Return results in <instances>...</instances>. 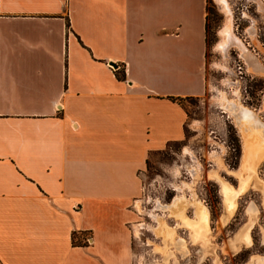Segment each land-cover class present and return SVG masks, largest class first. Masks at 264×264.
Returning <instances> with one entry per match:
<instances>
[{"label":"crops","instance_id":"0c3cea01","mask_svg":"<svg viewBox=\"0 0 264 264\" xmlns=\"http://www.w3.org/2000/svg\"><path fill=\"white\" fill-rule=\"evenodd\" d=\"M206 7L0 0V264H131L149 155L206 90Z\"/></svg>","mask_w":264,"mask_h":264},{"label":"rangeland","instance_id":"374dc122","mask_svg":"<svg viewBox=\"0 0 264 264\" xmlns=\"http://www.w3.org/2000/svg\"><path fill=\"white\" fill-rule=\"evenodd\" d=\"M226 1L231 9L232 31L264 66V0ZM207 7L206 90L201 97L181 102L188 116L185 139L170 144L164 151L149 155L147 168L142 175L143 189L137 199L140 208L136 207V201L135 220L131 225V264H247L253 255L264 256V159L257 167V176L263 183L250 186L243 192L237 200L234 214L222 223L226 205L221 185L238 188V178L232 170H238L240 166L243 142L234 120L213 100L220 90L230 98L235 97L237 90L244 105L259 109L264 100V76L249 69L238 46L232 45L226 52L217 48L227 14L217 0H207ZM259 116L264 121V109ZM185 148L191 149L201 164L200 176L188 170L189 164L195 163V160L184 155ZM177 168L179 171L176 173ZM215 168L223 179L222 183L210 177V172ZM183 193L187 198L195 196L209 210L210 229L206 242L202 239L193 241L188 227L177 226L175 217L156 207L158 201L171 203L177 194ZM252 204L255 211H249ZM195 211L193 205L185 208L189 218L195 216ZM255 212L258 217L252 216ZM151 213L165 218L169 226L175 227L176 236L185 240L181 251L174 248L173 255L166 260L164 251L157 249L164 242L151 228L157 226ZM250 217L254 218L249 230L251 243L233 249L231 239ZM136 228L140 236L136 235Z\"/></svg>","mask_w":264,"mask_h":264},{"label":"bare ground","instance_id":"6f19581e","mask_svg":"<svg viewBox=\"0 0 264 264\" xmlns=\"http://www.w3.org/2000/svg\"><path fill=\"white\" fill-rule=\"evenodd\" d=\"M221 7L227 14V22L225 27L221 31V41L217 44V48L226 52L228 47L232 45L238 46L240 49L242 56L245 58L249 69L256 73L264 76V66L259 62L255 56L250 54L246 46L236 37L234 32L232 31L231 26V12L226 0H217ZM233 22V21H232ZM230 81V80H228ZM229 85V83H227ZM231 84V82H230ZM239 92L235 90V97L230 98L226 95V92L220 90L217 95L214 96V99L220 108H222L223 112L227 113L235 122L236 126L243 132L244 135V149L246 151V157L244 159V163L241 169L232 170L233 173L239 175L240 177V186L238 188H226L224 185H221V190L224 195V201L226 205V213L222 216V222L225 223L235 212L237 208V200L239 196L245 192L250 185L263 183L260 181V178L257 176V166L261 159V156L264 151V121L259 116V109H253L249 106L244 105L239 99ZM262 110L264 109V100L262 106L260 107ZM258 126L260 131V137L256 141L250 140L248 136L247 128ZM253 129V128H252ZM253 132V130H252ZM257 134L256 132H254ZM258 136V135H257ZM251 137V136H250ZM255 137V136H254ZM252 141V142H250ZM253 143V144H252ZM255 144V145H254ZM191 150V149H190ZM188 148H185L184 155H188L195 160V163L189 164L188 170L191 174L197 173V175H201L202 166L196 159L195 155ZM245 154V153H244ZM213 155V154H212ZM220 159V158H219ZM263 159V158H262ZM200 161V160H199ZM221 160L219 161V163ZM221 164V163H220ZM179 169L177 168L175 172L177 173ZM218 169H214L210 172V177L217 179L219 182H223V179L217 174ZM219 173V172H218ZM197 177V176H195ZM189 186V184H186ZM177 189L180 187L177 186ZM264 190V189H263ZM142 205V204H141ZM187 205H193L196 208L195 216L193 218H189L185 213V208ZM136 207L140 208L139 200L136 202ZM156 207L163 211H168L169 215L175 217L177 219V226L182 225L184 227H188L191 231V237L193 241H197L202 239L203 241H207L209 237V210L208 208L202 204L197 198L191 197L187 198L183 194H177L174 201L171 203H161V201L156 203ZM255 211V207L252 209ZM155 213V212H154ZM154 213H151V216L156 219L157 226H152L153 232L163 239V246L157 247V249H162L165 253V260L173 255L174 248L176 250L181 251V246L185 245V240L181 237L176 236L175 227L169 226L165 222V218L163 219L161 216H158ZM164 213V212H163ZM256 214L252 213V216ZM164 215V214H163ZM168 215V214H167ZM256 216V215H255ZM254 216V217H255ZM167 217V216H166ZM258 217V216H256ZM167 220V219H166ZM254 223V218L252 217L244 226L234 235L233 239H231V247L233 249H239L241 244L249 245L251 243L249 230ZM140 226V225H139ZM136 235H139L138 228H136ZM140 236V235H139ZM156 247V246H155ZM264 264V256L261 255H253L247 264Z\"/></svg>","mask_w":264,"mask_h":264},{"label":"trees","instance_id":"16d2710c","mask_svg":"<svg viewBox=\"0 0 264 264\" xmlns=\"http://www.w3.org/2000/svg\"><path fill=\"white\" fill-rule=\"evenodd\" d=\"M206 12L208 13V7H206ZM205 34H206V45H208V40H207V36H208V15L206 14V23H205ZM188 98H193V97H187V98H177L178 102L181 104V102L185 99ZM182 105V104H181Z\"/></svg>","mask_w":264,"mask_h":264},{"label":"water","instance_id":"95a60500","mask_svg":"<svg viewBox=\"0 0 264 264\" xmlns=\"http://www.w3.org/2000/svg\"><path fill=\"white\" fill-rule=\"evenodd\" d=\"M114 67L116 66L115 64H112Z\"/></svg>","mask_w":264,"mask_h":264}]
</instances>
